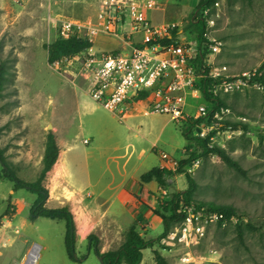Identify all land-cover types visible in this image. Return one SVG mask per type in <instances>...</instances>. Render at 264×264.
I'll return each mask as SVG.
<instances>
[{
  "label": "rangeland",
  "instance_id": "374dc122",
  "mask_svg": "<svg viewBox=\"0 0 264 264\" xmlns=\"http://www.w3.org/2000/svg\"><path fill=\"white\" fill-rule=\"evenodd\" d=\"M157 1L168 3L169 20H177V17L185 20L175 22L181 24L185 32V37L177 40H196L191 9L179 0ZM96 2L31 0L17 4L0 0V61H9L14 71L13 81L0 100V146L19 178L33 182L42 167L41 156L48 132L55 134L60 150L74 140L75 151L67 156L70 190L85 196L89 180L100 181L96 191L102 190L105 199L112 195L106 186L113 180L107 165L114 172L115 184L124 179L120 175L124 167L127 180L137 168L135 175L140 181L142 174L158 168L160 152L178 161L185 159L188 141L182 134L183 124L172 122L166 115H146L143 110L133 109L134 117L128 115L127 120L121 122L85 94L89 84L81 77L73 81V76H63L49 65L43 46L58 38L57 22L66 19L96 23L102 9ZM209 18L214 21L209 34L222 42L216 64L227 66L231 75L255 73L264 63V0H218ZM117 43L119 39L111 38L102 48L111 50L119 46ZM73 73H77L75 67ZM223 101L231 110L229 121L249 125L247 130L232 129L234 133L230 138L217 137L223 144L221 148L245 174L214 155L199 158L198 167L190 173L197 184L193 199L197 203L233 207L239 217H233L225 227L207 226L205 237L190 247L178 241L157 243L153 249L170 264H264V91L250 88L228 95ZM191 103L192 115L198 114L199 106L208 105L203 99ZM94 105L99 108L90 112L89 108ZM186 109L189 112V106ZM85 138L90 145L83 143ZM133 150L135 153L130 155ZM142 150L145 154L139 159ZM192 152H200L195 142L188 156ZM114 156L118 157L116 161L111 159ZM59 179L57 182L63 181V176ZM168 184L177 191L188 187L185 174L175 173ZM45 185H48V176ZM142 186L147 193L139 197L144 196L145 207L156 209L160 201L169 200L167 190L157 191L156 182ZM52 188L59 189L56 183ZM96 191L94 189L93 196ZM10 199L14 213L4 216ZM36 200V194L27 189L13 191V183L0 180V264H24L35 249H38L35 264H102L94 251L89 250L88 241L76 240L78 261L71 260L65 245L66 223L43 217L30 219ZM62 207L60 202L47 203L50 209ZM111 212L119 217L123 226L130 220L128 215L122 214L118 202L111 205ZM156 218L149 221V229L148 223L136 224L146 239H156L163 232V225ZM248 224L255 230L247 228ZM238 225L243 228L242 239ZM99 247L101 249L100 242ZM153 249L143 251L141 264H156Z\"/></svg>",
  "mask_w": 264,
  "mask_h": 264
},
{
  "label": "built area",
  "instance_id": "2783aa9c",
  "mask_svg": "<svg viewBox=\"0 0 264 264\" xmlns=\"http://www.w3.org/2000/svg\"><path fill=\"white\" fill-rule=\"evenodd\" d=\"M12 1L25 4L31 0ZM145 8H154V3L103 0L96 23L58 21L59 35L63 38L83 37L92 41L95 36L104 34L120 39L123 47L97 52L92 46L72 58L55 62L52 68L68 78L73 76V81L81 77L89 84L87 94L91 99L121 122L126 120L128 104L131 108L141 104L146 115H166L179 125L190 118L202 117L203 121L192 127L190 137L208 140L210 147H223L217 137L230 138L234 133L231 127L223 125L230 118L231 110L224 106L215 108L218 105L216 99L250 88L264 91L263 85L251 81L255 73L231 75L227 66L216 64L215 58L220 53L222 42L209 34L214 26V21L209 18L210 9L200 11V17L206 24L205 42L200 46L197 40L182 42L175 39L170 44H163L161 40L178 31L181 25H154L146 16ZM136 35L140 38H135ZM74 67L76 75L72 74ZM203 79L213 81L209 88L212 101L207 106H199L197 115H190L186 110L188 97L203 98ZM88 142L84 141L85 144ZM159 156L161 168L176 170L179 167L180 161L174 157L164 152ZM198 163L199 159L192 161L184 170L191 173ZM179 213L182 221L161 240L163 244L178 241L190 247L205 237L207 226L220 224L225 227L227 223L223 214L208 213L184 203H181ZM37 257L32 264L36 263Z\"/></svg>",
  "mask_w": 264,
  "mask_h": 264
},
{
  "label": "trees",
  "instance_id": "16d2710c",
  "mask_svg": "<svg viewBox=\"0 0 264 264\" xmlns=\"http://www.w3.org/2000/svg\"><path fill=\"white\" fill-rule=\"evenodd\" d=\"M218 0H198V3L193 11L191 26L196 34V40L200 46L205 42L206 24L199 16V12L204 9H213ZM177 36V31H173L170 35L161 40L163 44L172 43ZM93 46V42L88 38L83 37H70L63 38L58 36L56 40L49 44H44V49L47 51L49 65L54 64L64 58H72L77 54H80ZM207 53V52H206ZM205 53V54H206ZM14 71L12 64L7 60L0 61V100L4 97L5 90L13 81ZM251 81H256L264 87V63L255 71V75L252 76ZM213 83L212 80L203 79L201 81V88L203 93V99L207 103H211L212 96L209 93V88ZM144 95H142L143 97ZM218 105L213 104L215 108L224 106L227 107V103L223 101V98L216 99ZM200 118H190L183 124L182 134L188 141L186 149V158L180 161L179 167L173 171L163 168H153L144 173L140 177L141 184H149L156 182L161 188L167 190L169 200L160 201L156 209L153 210V214L162 219L163 232L156 239H146L138 230L136 225L131 226L124 235V241L121 246L116 250H110L102 253L99 247V238L91 234L88 236L87 241L90 243L89 250H93L94 253L102 258V264H141L143 261V251L146 249H153V247L160 243L165 238L172 228L179 224L183 217L179 213L181 203L186 205H192L197 209H204L208 213L223 214L225 220L228 222L233 217H239L237 210L229 206H218L215 204L197 203L194 201L193 196L197 189V184L192 175L184 170V167L202 157L214 155L221 159L227 166L233 168L241 174H245L241 166L229 155V153L220 147H210L208 140L200 139L198 137H190L191 129L193 126L202 122ZM225 127H231L232 129L242 128L247 130L249 125L237 122L233 123L229 120L223 122ZM191 141V142H190ZM192 142H195L200 152H192L188 156L187 152L192 148ZM60 149L55 134L49 131L47 134L45 149L42 157L41 170L33 182H28L20 179L17 172L9 165L5 155V150L0 146V180H8L13 183V191L19 189H27L28 191L37 195V200L34 203L30 219L34 220L38 217L48 218L52 220H63L66 223V235L65 245L69 258L71 260H77L75 255V244L77 238V229L74 219V214L68 206L62 208L50 209L47 208V202L49 199V190L45 183L49 172L53 169L59 157ZM175 173L185 174L188 187L184 191L174 190L169 184L168 180L174 176ZM15 207L11 203V199L8 203V208L4 212V216H9L14 213ZM218 226L221 227L219 224ZM250 230H255L251 225H247ZM237 230L240 238L243 236V228L241 225L237 226ZM156 264H170L166 258L157 250H153Z\"/></svg>",
  "mask_w": 264,
  "mask_h": 264
},
{
  "label": "crops",
  "instance_id": "0c3cea01",
  "mask_svg": "<svg viewBox=\"0 0 264 264\" xmlns=\"http://www.w3.org/2000/svg\"><path fill=\"white\" fill-rule=\"evenodd\" d=\"M137 1H139L142 4L146 3L147 1H152L154 3V8L152 9L145 8L146 16L153 24L155 23L154 25L162 26L170 23H175V22L178 23L185 21V20L182 21L180 17H177L176 18L177 20L168 19L169 11L167 8L169 5L167 2L160 3L157 0H137ZM179 2L182 5L188 6L191 9L190 14H192L193 16V11L198 3V0H179ZM96 4L99 6V8L102 7L103 0H97ZM184 37H185V32L183 31V27H182L177 31L176 39L179 38L181 40ZM111 38H115V37H111L104 34L95 36L92 40L94 49L97 52H106V51L119 50L123 47V43L119 39V44L117 43L119 46H117V48L111 50L103 49L102 44L107 43V41L110 40ZM217 57L215 58V62L217 61ZM85 94H87V92H85ZM200 99L203 98H195L193 95H190L188 97L187 103L189 101L194 102ZM191 102L189 103V105H187L189 106L188 113L190 115H192L191 110L194 107ZM126 107L128 109L126 120L128 118V115L129 117L131 116L134 117L133 109L143 110L141 108L142 107L141 104L136 105L135 108H131V104H128ZM98 108H99L98 106L94 105L91 108H89L90 109L89 111L94 112ZM108 135L110 138L113 137V135L110 133H108ZM85 140L87 139L85 138L84 141ZM74 143H75L74 140L72 142L68 141V143L64 146V150H60L58 160L54 165L53 169L48 174L47 188L49 190V199L47 203L49 204L51 202H60L62 203L63 206H68L71 209L72 213L74 214V219L77 229L76 240L84 242L87 241L89 235L94 234L100 240L102 253L108 252L110 250L118 249L124 241V235L126 231L131 226L136 225L137 223L140 225H144L148 223L147 228L149 229L150 228L149 221L153 219V217L155 216L153 214V210H154L153 207H145L144 196L139 197L145 194L146 189L144 186H142L143 184H141V182L138 180L137 178L138 176L135 175L138 169L135 168L131 176V179L127 180V174L124 167V173L120 174L124 179L120 183L115 184L114 172L112 171L111 167L107 165L106 169L110 171L113 177V180L106 186V189L112 192V195L109 198L103 199L102 197L103 191L102 190L96 191V189H98L99 187L100 181L92 182L89 180V182L86 185L88 192L87 194H85V196L84 194L81 193H75L72 190H70L67 180L70 178V173L68 168L69 163L67 160V156L68 153L75 151ZM86 145H90V142H88ZM97 149H101V148H97ZM134 153L135 151L133 150V152L130 155ZM144 154L145 151L142 150L139 153L138 158L141 159V157ZM42 157L43 155L41 156V163H42ZM117 158H118L117 156H114L111 159L116 161ZM127 164L128 161L125 162L124 166H126ZM161 167H162V162L160 161L158 168ZM118 172L120 173L119 170ZM61 175L63 176V181L57 182L58 180H60L59 177ZM55 183L58 185L59 188L57 191L54 190V188H52L54 187ZM94 189L96 191L95 192L96 196H93ZM156 189L157 191L161 190L162 192H164L163 188H161L158 184ZM171 190H177V189L174 188ZM97 200L101 201V203L97 202ZM115 202H118L121 205L123 209L122 214H124V216L126 217L128 215L130 218L129 222L126 223V226H123V223L119 221V217H117L116 214H113L111 212V205ZM156 220L162 223L161 218L157 217Z\"/></svg>",
  "mask_w": 264,
  "mask_h": 264
},
{
  "label": "bare ground",
  "instance_id": "6f19581e",
  "mask_svg": "<svg viewBox=\"0 0 264 264\" xmlns=\"http://www.w3.org/2000/svg\"><path fill=\"white\" fill-rule=\"evenodd\" d=\"M38 249H35L33 251H31V253L29 254L28 258L25 260L24 264H32L33 261L35 260V258L37 257V251Z\"/></svg>",
  "mask_w": 264,
  "mask_h": 264
},
{
  "label": "water",
  "instance_id": "95a60500",
  "mask_svg": "<svg viewBox=\"0 0 264 264\" xmlns=\"http://www.w3.org/2000/svg\"><path fill=\"white\" fill-rule=\"evenodd\" d=\"M173 191H174V190H171V192H173ZM99 259H100V261H101V263H102V258L99 257Z\"/></svg>",
  "mask_w": 264,
  "mask_h": 264
}]
</instances>
